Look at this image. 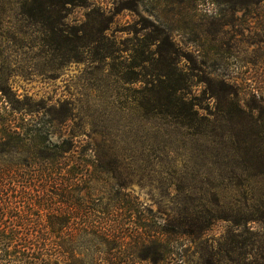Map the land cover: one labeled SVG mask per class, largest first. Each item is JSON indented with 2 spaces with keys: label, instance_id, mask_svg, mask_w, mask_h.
<instances>
[{
  "label": "rangeland",
  "instance_id": "1",
  "mask_svg": "<svg viewBox=\"0 0 264 264\" xmlns=\"http://www.w3.org/2000/svg\"><path fill=\"white\" fill-rule=\"evenodd\" d=\"M0 67L13 93L69 109L53 143L89 145L52 209L122 223L132 245L193 218L187 264H264V0H0Z\"/></svg>",
  "mask_w": 264,
  "mask_h": 264
},
{
  "label": "trees",
  "instance_id": "2",
  "mask_svg": "<svg viewBox=\"0 0 264 264\" xmlns=\"http://www.w3.org/2000/svg\"><path fill=\"white\" fill-rule=\"evenodd\" d=\"M3 78L0 67V264H187L184 241H192L205 230L193 218L166 223V238L152 239L149 246L147 232H142L132 245L125 242L132 232L122 223L105 226L94 219L82 221L80 208L67 212L47 205L53 192L68 196L71 187L79 189L85 181L83 169L79 173L80 169L69 165L78 158L84 167L80 158L88 155L89 145L76 141L75 133L53 143L50 136L56 128L69 125L71 116L69 109H64L65 102L61 103L64 110L54 114V108L44 100L13 93ZM90 151L95 152L93 161L99 160L101 153ZM34 207L46 211L48 220L33 213ZM77 215L81 221L72 222ZM139 227L145 230L147 225ZM84 240L97 254L83 260L76 256L81 254L76 246L81 248ZM101 244L106 251H99ZM196 264L220 262L208 256Z\"/></svg>",
  "mask_w": 264,
  "mask_h": 264
}]
</instances>
